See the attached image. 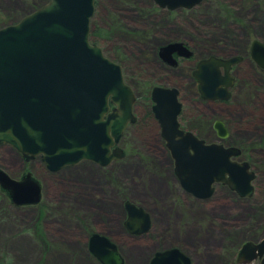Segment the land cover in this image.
Here are the masks:
<instances>
[{
	"label": "rangeland",
	"instance_id": "obj_1",
	"mask_svg": "<svg viewBox=\"0 0 264 264\" xmlns=\"http://www.w3.org/2000/svg\"><path fill=\"white\" fill-rule=\"evenodd\" d=\"M47 1L0 0V28ZM175 13L158 10L152 0H94L89 40L121 66L136 97L138 121L128 125L120 140L125 157L102 169L81 163L50 171L38 156L25 160L0 144V168L14 179L30 172L42 194L37 204L16 206L0 188V264H49L59 255L68 264H100L87 248L95 232L116 244L124 264H146L155 252L169 248L187 252L194 264H231V254L244 242L264 240V74H256L253 83H241V99L230 110L241 116V131H233L232 139L241 141V159L255 174L250 197L222 184H215L205 200L185 193L170 151L146 119L155 86L177 89L181 99L198 108L212 107L196 97L191 60L167 69L157 47L183 41L201 57L241 53L248 33L264 41V0H213L192 14ZM217 112L225 115L222 106ZM126 201L151 215L147 233L125 234ZM21 240L26 257L11 246Z\"/></svg>",
	"mask_w": 264,
	"mask_h": 264
},
{
	"label": "water",
	"instance_id": "obj_2",
	"mask_svg": "<svg viewBox=\"0 0 264 264\" xmlns=\"http://www.w3.org/2000/svg\"><path fill=\"white\" fill-rule=\"evenodd\" d=\"M162 7H191L195 0H157ZM94 0H48L18 22L0 28V144L11 146L25 160L36 155L50 171L89 160L106 166L124 155L115 147L128 123H133L135 94L125 82L119 64L107 58L89 40ZM159 56L176 64L177 56L189 57L180 41L159 47ZM254 61L264 69V42L254 40ZM237 57L210 56L200 60L193 72L201 97L207 100L228 97L225 72ZM224 86V88H223ZM175 88L153 87L152 110L165 125L162 136L174 161L181 186L196 197H208L214 183L227 185L242 197L254 191L255 174L246 161L230 160L239 151L221 144H205L192 133L178 129L175 116L181 108ZM112 106V107H111ZM218 136L226 131L217 122ZM0 188L16 206L41 200V185L30 172L14 179L0 168ZM126 228L142 234L150 228L149 214L125 202ZM89 252L100 264H124L116 244L105 235L92 233ZM260 259L264 264V240L246 241L237 262ZM150 264H189L177 248L154 253Z\"/></svg>",
	"mask_w": 264,
	"mask_h": 264
},
{
	"label": "flooded vegetation",
	"instance_id": "obj_3",
	"mask_svg": "<svg viewBox=\"0 0 264 264\" xmlns=\"http://www.w3.org/2000/svg\"><path fill=\"white\" fill-rule=\"evenodd\" d=\"M212 1L213 0H195L196 3L194 5H192L191 7L178 6V7L174 8V9H171V8H169L167 6H164V7L160 6L158 4L157 0H152V2L156 5V8L158 10H160V11L161 10H165L168 14L176 12L175 14H178V15L182 14V12L183 13L192 14V12L196 8H198V7L202 6V5H205V4L209 3V2H212ZM254 40H256V39H253L251 37V34L248 33V39H246L245 43L243 44V48L241 50V53H234V54H230V55H227V56H223V55H217L215 53L210 52L208 55H206L204 57L198 56L196 54V51H195L194 47L188 46L185 42L180 41V42H183L184 45L190 50L191 55L189 57H183V56H177L176 54H173V57L176 59V64H170L167 61L163 60V58H161L159 56L158 52H159V47L160 46L157 47V51H156L157 57L160 59L161 63L167 69H170V70H174V69H177L178 67H180L182 65V63L184 62L183 60H191L192 67H191V69L189 71V74H190V80H191V82L193 83V85L195 87L196 97L199 98L198 101L200 103H205L204 101H207V103H210V105L212 106L210 109H207V110H205L204 108H198V107H196L195 102H193L192 100H186L187 101L186 102L185 100L181 99L179 94H178L177 99H178V101L181 104V108H180L179 112L175 116V122H176V125H177L178 129L183 131V132L192 133L198 139L204 141L205 144H221V145H223V147H226V148L233 147V148L238 149L239 153L236 156H232L230 158V160L236 161V162L244 161V160L241 159V155L244 153L243 150L241 149V141H235V140L232 139V132L233 131H235V132L241 131V116L239 118H236L235 116H233V114H231L230 110H231L232 107H234L235 102H237L236 100L241 99V83H243V84L244 83H253L257 79L256 74H259V75L264 74V69L259 67V65L254 61V59L252 58V55H251V46H252V42ZM168 42H172V41H168ZM260 42H264V41H260ZM90 43L94 44L92 42H90ZM210 56H215V57H219V58H223V59H229V58H232V57H237L238 58V60H236L235 62H233L230 65V67L227 69L226 72H225V69L223 67H219V72H220L221 76L224 77L227 74L228 85L226 86V89H227V92H228V97L225 98V99L207 100V99H204V98L201 97V94H200V92L198 90L199 82H198L197 78L194 76L193 72L197 69V64H198V62L200 60L206 59V58H208ZM251 71H253L254 74H251ZM223 88H224V86H223ZM150 97H151V92H150ZM152 105H153V103H151V107H150V110H148V114L146 116V119H148L150 124H152L151 126L153 127V129L157 130L160 133V136H161V139H162L161 141L163 142L164 146L167 148L166 141H165L164 137L162 136V130L164 129V125H165L166 122L169 123V124H167L165 126H167L169 128H172L171 124H170L172 122V120H171L170 117L165 116V117H163V122H162V120H160L158 117L155 116V114H154V112L152 110ZM219 106H222L223 110L225 111V113H224L225 115L221 116V115L218 114L217 109L219 108ZM133 114H134V111H133ZM134 116H135L134 122L138 121V116H136L135 114H134ZM218 121L223 124V127H224V129L226 131V136L223 137V138H220L218 136V130H217V127H216L217 126L216 123ZM130 124H132V123H128V125H130ZM128 125H127V127H128ZM126 128L124 129V131L126 130ZM124 131H123V134L120 137L118 143L115 146H113L111 148V150L113 148H115V147H118V148H121L123 153L125 154L124 147H122V146L120 147V140L122 139V137L124 135ZM201 132H204V133L206 132L207 134L211 135L212 138L209 139L208 137L200 134ZM37 156L41 159L40 155H36L35 157H37ZM124 157H125V155H123V157L121 159H123ZM121 159L112 160L106 166H102V165H100L98 163H95V162L89 161V160H82V161L78 162V164H81V163H93L94 165H96L97 167L102 169L104 167H109L112 163H116L117 161H119ZM67 166H74V165H67ZM67 166H65V167H67ZM173 170H174V161H173ZM250 170H251V167H250ZM174 174L176 175L175 170H174ZM176 177H177V175H176ZM177 179H178V177H177ZM178 182H179V179H178ZM179 184H180V182H179ZM215 184H222V183H214L212 185L213 186L212 194L210 196L204 197V198L196 197L194 194H192V193L188 192L187 190H185L181 186V184H180V186L183 189V191L185 193H187L188 195H192V196H194L197 199L205 200V199L210 198L213 195L214 190H215V187H214ZM222 185L227 186L225 184H222ZM231 191H233L236 194H238L234 190H231ZM124 209H125V204H124ZM125 211H126V209H125ZM149 218H150V227H151L152 219H151V215L150 214H149ZM126 219H127V212H126L125 220ZM125 220L123 221V230H124L125 234H127V235H129L131 237L138 236V235L140 236V235H142L144 233H147L149 231L148 230L147 232H144L142 234H138V235L136 234L135 235V234L131 233L126 228V226L124 225ZM88 240H89V238H88ZM87 248H88V243H87ZM240 248H241V246L238 248V250L235 253L231 254L232 257H233V261H232L231 264H241V263L237 262L238 252H239ZM183 252L188 257L189 264H194L191 256L187 252H185V251H183ZM151 259H152V256H150L148 258L146 264H150ZM207 263L211 264L210 262H207ZM199 264H201V263H199ZM248 264H261V260L260 259H255V260H252Z\"/></svg>",
	"mask_w": 264,
	"mask_h": 264
},
{
	"label": "crops",
	"instance_id": "obj_4",
	"mask_svg": "<svg viewBox=\"0 0 264 264\" xmlns=\"http://www.w3.org/2000/svg\"><path fill=\"white\" fill-rule=\"evenodd\" d=\"M11 246L14 248L17 247L16 249H18V250L19 249L22 250L24 256L26 257L27 251L25 249L23 250L22 240L19 242L14 241V243H12ZM21 257L23 258L22 254H21ZM49 264H68V261L66 258L59 255V256H55V257L51 258Z\"/></svg>",
	"mask_w": 264,
	"mask_h": 264
},
{
	"label": "trees",
	"instance_id": "obj_5",
	"mask_svg": "<svg viewBox=\"0 0 264 264\" xmlns=\"http://www.w3.org/2000/svg\"><path fill=\"white\" fill-rule=\"evenodd\" d=\"M90 24H91V21H90ZM91 36H93V35H92V32H91ZM147 91H148V90H147Z\"/></svg>",
	"mask_w": 264,
	"mask_h": 264
},
{
	"label": "bare ground",
	"instance_id": "obj_6",
	"mask_svg": "<svg viewBox=\"0 0 264 264\" xmlns=\"http://www.w3.org/2000/svg\"><path fill=\"white\" fill-rule=\"evenodd\" d=\"M29 14V13H28ZM78 164V163H77ZM77 164H75V165H77Z\"/></svg>",
	"mask_w": 264,
	"mask_h": 264
}]
</instances>
